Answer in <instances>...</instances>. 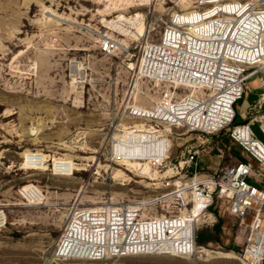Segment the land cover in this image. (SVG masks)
<instances>
[{
  "label": "rangeland",
  "instance_id": "obj_1",
  "mask_svg": "<svg viewBox=\"0 0 264 264\" xmlns=\"http://www.w3.org/2000/svg\"><path fill=\"white\" fill-rule=\"evenodd\" d=\"M147 2L0 0V264H242L247 229L221 201L211 210L216 222L198 224L193 259L93 262L57 255L71 208L160 200L193 179L190 153L225 142L235 126L234 120L219 135L200 136L134 116L137 107L153 109L167 88L137 74L142 50L160 38L152 22L180 12L188 23L198 19L196 0ZM136 16L142 37L140 28L126 26L133 33L127 35L108 23ZM104 35L119 44L113 55L100 52ZM257 76L264 82V75ZM151 128L161 136L149 134ZM252 130L264 143L259 124ZM140 145L145 149L138 150ZM26 153L42 156L41 169L26 167ZM122 158L139 165L126 169L116 162ZM57 162L66 174L55 171ZM209 163L203 159L199 172L207 174ZM26 186L41 192L40 204L20 195ZM152 211L164 215L160 204ZM204 250L234 259L210 258Z\"/></svg>",
  "mask_w": 264,
  "mask_h": 264
},
{
  "label": "built area",
  "instance_id": "obj_2",
  "mask_svg": "<svg viewBox=\"0 0 264 264\" xmlns=\"http://www.w3.org/2000/svg\"><path fill=\"white\" fill-rule=\"evenodd\" d=\"M193 11L200 16L193 23L198 25L195 30L181 12L152 22L160 29V38L142 50L137 74L167 88L150 114L134 116L215 136L234 122L248 80L264 75V0H196ZM99 47L102 54L113 55L118 43L104 37ZM256 123L264 134V116L258 115L250 123L233 126L229 134L246 161L202 178L198 159L205 150H195L188 160L193 179L160 200L72 208L56 244L58 257L93 262L135 256L193 259L198 224L210 218L216 222L211 210L221 201L247 229L240 262L264 264V143L252 130ZM23 189L20 195L25 200L41 203L35 187L25 194ZM158 204L164 215L153 214L152 207Z\"/></svg>",
  "mask_w": 264,
  "mask_h": 264
},
{
  "label": "crops",
  "instance_id": "obj_3",
  "mask_svg": "<svg viewBox=\"0 0 264 264\" xmlns=\"http://www.w3.org/2000/svg\"><path fill=\"white\" fill-rule=\"evenodd\" d=\"M250 82H253L252 86H249ZM246 88L247 92L245 97L236 105L235 126L250 123L251 117L255 115L264 116V82L262 78L259 76L252 77L248 80ZM205 152L206 153L202 154L198 159V176L202 178L208 174L217 172L224 166L246 161L241 148L232 143L229 139L213 146L208 152L205 150ZM235 157H237V159ZM203 159H207L208 162L213 161V164L209 163L207 166L209 170L205 171L207 174L199 172L200 163ZM192 173L193 168H191V174ZM222 206H226L225 203Z\"/></svg>",
  "mask_w": 264,
  "mask_h": 264
},
{
  "label": "bare ground",
  "instance_id": "obj_4",
  "mask_svg": "<svg viewBox=\"0 0 264 264\" xmlns=\"http://www.w3.org/2000/svg\"><path fill=\"white\" fill-rule=\"evenodd\" d=\"M148 2H149V0H148ZM148 2H147V4H148ZM230 12H232V11H230ZM197 14H198V18L200 17L199 16V13H198V11H197ZM180 16H181V18L183 19V17H182V14H180ZM120 20V19H119ZM184 20V19H183ZM139 20H138V17L136 16V17H132V18H129V19H123V20H121V21H116V20H112V21H110V22H108L109 24H112L116 29H118L122 34H127V35H133V33L131 32V31H128V30H126V26H130V27H134L135 29H139L141 26H143V23H137ZM198 27V25H193V24H191V27L190 28H192L193 30H195V28H197ZM146 31V30H145ZM136 34H137V32H136ZM141 37H142V34H143V32H142V28H140V33H138ZM144 35V34H143ZM103 37H105V38H108V39H110L109 37H107V35H104ZM119 45V44H118ZM134 111H137V112H140V114H141V116L142 115H147V114H150L151 112L150 111H148V110H145V109H142V108H139V107H137V108H135L134 109ZM156 122H154V124H155ZM156 127H159V126H162V125H160V124H158V123H156V125H155ZM168 129H170L168 126H166ZM170 131V130H169ZM172 131V130H171ZM151 132L152 133H149V134H153V135H157V136H161V135H158L159 133H157V132H155V130H154V128H151ZM147 133H145V135H146ZM128 148H130V147H134L133 145H131V144H129L128 146H127ZM138 147V146H137ZM143 149H145V147L144 146H139L138 147V150H143ZM129 152L130 153H132L133 151H131V150H129ZM23 156V155H22ZM23 159L26 161L25 163H26V165H28V164H32V165H34V166H36V168L35 169H41V168H39V167H41L42 165H43V162H44V159L42 158V156L40 155V154H30V153H26V155L23 157ZM159 160H162V159H159ZM117 163H119V165H121L122 167H126V169L127 168H132V167H136V166H138L137 165V163H132V162H130L129 160H123V158L121 159V160H118V161H116ZM141 165V164H140ZM56 167H55V171H57V173H60V174H66V172H63L64 170H63V165H62V163H60V162H57L56 163V165H55ZM146 167V169H147V171H149L150 170V167H149V165H146L145 166ZM143 168V167H142ZM76 170V169H75ZM145 170V169H144ZM78 171V170H77ZM146 171V170H145ZM150 172V171H149ZM32 187H30V186H26L24 189H23V191L22 192H24V194L26 193V192H28V190H30ZM26 191V192H25ZM41 200H43V196H42V194H41ZM77 207L78 206H76V207H73V208H76V210H78L77 209ZM72 209V208H71ZM74 210V209H73ZM2 214H0V221H1V219H2V217L3 216H1ZM3 224H4V218H3ZM2 224V225H3ZM1 224H0V226H2ZM61 238V237H60ZM60 240V239H59ZM59 240H58V242H59ZM57 242V243H58ZM56 248H57V246H56ZM205 251V250H204ZM203 252V251H202ZM204 254L206 255V256H208V257H210V258H223V259H234V257L232 256V255H230V254H224V253H220V252H212V251H205L204 252Z\"/></svg>",
  "mask_w": 264,
  "mask_h": 264
},
{
  "label": "trees",
  "instance_id": "obj_5",
  "mask_svg": "<svg viewBox=\"0 0 264 264\" xmlns=\"http://www.w3.org/2000/svg\"><path fill=\"white\" fill-rule=\"evenodd\" d=\"M214 212H215V214H217L216 209H214ZM215 228H216V231H219L221 233L222 225L220 223H219V225L215 226ZM203 242H204L203 240L200 241V243H203Z\"/></svg>",
  "mask_w": 264,
  "mask_h": 264
}]
</instances>
